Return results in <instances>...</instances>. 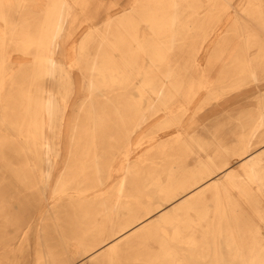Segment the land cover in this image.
Wrapping results in <instances>:
<instances>
[{
  "label": "bare ground",
  "instance_id": "6f19581e",
  "mask_svg": "<svg viewBox=\"0 0 264 264\" xmlns=\"http://www.w3.org/2000/svg\"><path fill=\"white\" fill-rule=\"evenodd\" d=\"M0 264H264V0H0Z\"/></svg>",
  "mask_w": 264,
  "mask_h": 264
},
{
  "label": "rangeland",
  "instance_id": "374dc122",
  "mask_svg": "<svg viewBox=\"0 0 264 264\" xmlns=\"http://www.w3.org/2000/svg\"><path fill=\"white\" fill-rule=\"evenodd\" d=\"M232 111H234V114L232 116H235V107L232 109Z\"/></svg>",
  "mask_w": 264,
  "mask_h": 264
}]
</instances>
